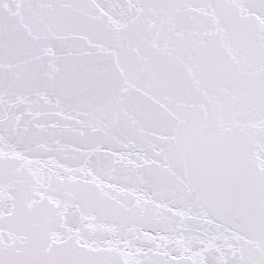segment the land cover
I'll use <instances>...</instances> for the list:
<instances>
[{
	"label": "snow or ice",
	"instance_id": "obj_1",
	"mask_svg": "<svg viewBox=\"0 0 264 264\" xmlns=\"http://www.w3.org/2000/svg\"><path fill=\"white\" fill-rule=\"evenodd\" d=\"M0 264H264V0H0Z\"/></svg>",
	"mask_w": 264,
	"mask_h": 264
}]
</instances>
